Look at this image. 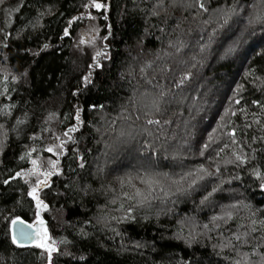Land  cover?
<instances>
[{"label":"trees","instance_id":"16d2710c","mask_svg":"<svg viewBox=\"0 0 264 264\" xmlns=\"http://www.w3.org/2000/svg\"><path fill=\"white\" fill-rule=\"evenodd\" d=\"M0 264H264V0H2Z\"/></svg>","mask_w":264,"mask_h":264},{"label":"rangeland","instance_id":"374dc122","mask_svg":"<svg viewBox=\"0 0 264 264\" xmlns=\"http://www.w3.org/2000/svg\"><path fill=\"white\" fill-rule=\"evenodd\" d=\"M93 18L94 17L90 14V12L85 14V19H87V21L92 22ZM93 27L94 26L91 24V26L89 28H87V30H86L87 32L84 35V38H86L87 40L94 37V35H95V28H93ZM52 152H53V156L55 155V158H56L57 154H58L57 151L53 150ZM55 158L49 156V158H46L45 160L33 159L31 162L32 167H36V172H37V170H38V172L35 173L31 169L29 172H27V177L30 179H34L36 181V187L32 191V197L34 198V200L37 203H38L39 190L41 189V187H43L44 185H46L50 181L51 175L55 172V168H56V159ZM33 162H35V163H33ZM45 176H48V178H44ZM37 223L38 222L36 221V222L30 224L33 228L36 229V238H35V242L32 246H38L39 245L38 239H40L41 241L47 240L45 227L44 226H38L37 227Z\"/></svg>","mask_w":264,"mask_h":264},{"label":"water","instance_id":"95a60500","mask_svg":"<svg viewBox=\"0 0 264 264\" xmlns=\"http://www.w3.org/2000/svg\"><path fill=\"white\" fill-rule=\"evenodd\" d=\"M11 238L18 247H31L36 238V229L23 220H16L11 225Z\"/></svg>","mask_w":264,"mask_h":264},{"label":"snow or ice","instance_id":"6c2138e0","mask_svg":"<svg viewBox=\"0 0 264 264\" xmlns=\"http://www.w3.org/2000/svg\"><path fill=\"white\" fill-rule=\"evenodd\" d=\"M0 2H2V0H0ZM97 7H100V5H97ZM33 163H35V162H33ZM14 223H15V221H14ZM15 242V241H14Z\"/></svg>","mask_w":264,"mask_h":264}]
</instances>
